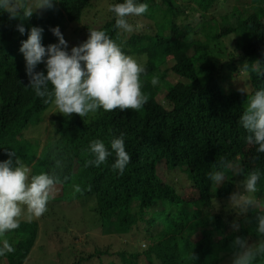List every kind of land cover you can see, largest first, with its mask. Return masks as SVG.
<instances>
[{"label": "trees", "instance_id": "16d2710c", "mask_svg": "<svg viewBox=\"0 0 264 264\" xmlns=\"http://www.w3.org/2000/svg\"><path fill=\"white\" fill-rule=\"evenodd\" d=\"M99 1L58 0L53 8L37 10L24 21V34L17 28L19 18L9 19L8 12L0 11V161L8 159L11 148L38 174L50 172L55 159L62 160L65 166L57 170L61 182L50 202L65 206L67 219L58 218L55 226L63 224L61 219L70 223L68 215L75 214L72 208L84 197L89 206L84 223L123 239L117 258L104 262L101 256L112 254V244L101 248L92 238V251L69 248L77 255L68 264H90L95 258L99 264H230L233 238L246 235L255 241V215L264 207L252 210L247 217L251 223L244 224L228 203L219 202L238 190L243 177H232L218 188L208 174L221 159L238 158L246 171L260 169L255 195L264 205V153L246 142L248 133L239 122L247 93L224 83L226 75H243L249 95L264 87V18L259 13L264 0H235L220 20L213 12L224 0H138L149 5L150 13L128 18L135 25L139 18L144 21L129 35L115 28L116 17L109 10L123 0H110L106 8L99 7ZM191 2L196 7L188 15ZM33 26L44 29L45 46L58 42L51 31L56 26L69 42V51L88 38L91 28L106 31L127 54H145L143 80L149 101L139 111L100 109L83 119L66 118L56 111L49 117L52 128L43 140L40 127L54 104L45 105L28 86L20 52ZM233 33L238 48L231 50L225 38ZM246 61L245 71L241 66ZM40 70H46L44 64L38 65ZM152 76L159 78L156 86L150 82ZM162 88L166 103L152 93ZM121 134L131 156L123 175L112 169L114 153L99 167H85L86 160L93 158L88 151L93 140H103L110 150V141ZM187 169L195 174L189 177ZM233 220L242 225L239 233L231 228ZM86 224L79 225L75 219L70 227L78 230L76 236L82 233L86 238ZM56 231L62 235L63 230L55 227L51 239ZM39 235L38 219L21 218L17 230L0 238L15 248L0 256V264H25ZM130 237L131 249L126 245ZM54 256L52 264H67L64 251ZM255 264H264V259Z\"/></svg>", "mask_w": 264, "mask_h": 264}, {"label": "clouds", "instance_id": "9594fccd", "mask_svg": "<svg viewBox=\"0 0 264 264\" xmlns=\"http://www.w3.org/2000/svg\"><path fill=\"white\" fill-rule=\"evenodd\" d=\"M56 2L58 0H37L32 5L28 0H0V11L8 12L9 19L19 18L21 23L17 28L24 34V21L31 19L37 10L53 8ZM148 9L147 3L138 0H123L109 6L116 17L115 28L126 33L134 30L128 18L142 16ZM140 27L142 25H136L137 29ZM51 31L58 38L57 43L45 46L42 42L44 29L33 26L20 47L26 61L28 86L45 105L54 104L57 112L66 118L79 115L83 119L100 109L105 112L117 109L139 111L149 101L143 80L147 74L146 67L125 53L106 31L89 28L88 38L70 51L69 42L60 27L56 26ZM40 64H44L46 70L37 71ZM241 67L246 71L249 68L247 61ZM150 82L156 86L159 78L152 76ZM237 90L241 94L247 93V106L239 121L248 133L246 142L255 145L257 153H264V87L251 95L247 85ZM88 151L93 158L86 160L85 167H99L114 153L116 159L112 169L123 175L131 161L123 134L110 141V150L103 140L96 139L90 143ZM7 155V160L0 161V238L17 230L22 217L31 222L47 212L61 182L57 170L65 166L62 160L55 159L50 172L33 174L15 150L10 148ZM261 174L258 168L246 171L238 158L221 159L213 165L208 178L213 186L219 188L232 177H243L238 190L229 196L227 206H231L237 217H243L245 224L251 223L247 217L252 210L264 207L255 195ZM63 180H68V177L64 176ZM76 191L81 189L76 187ZM255 221L257 239L253 241L250 236L236 235L230 245V264H255L258 259H264V211L257 212ZM231 228L239 233L242 225L239 220H233ZM14 251L7 239L0 241V256Z\"/></svg>", "mask_w": 264, "mask_h": 264}, {"label": "rangeland", "instance_id": "374dc122", "mask_svg": "<svg viewBox=\"0 0 264 264\" xmlns=\"http://www.w3.org/2000/svg\"><path fill=\"white\" fill-rule=\"evenodd\" d=\"M30 3L32 5H35V1H30ZM235 0H224L222 3H219L217 5L216 10L213 12V14L215 16H217L219 18V20L221 19V16L223 14L226 13L227 10L232 9V6H234ZM110 4V0H100L97 5L99 7H107ZM188 11L190 15L192 12V8L195 6L196 4L194 2L189 3L188 5ZM147 13H150V11L148 10ZM260 15L264 18V5L261 7V9L259 10ZM138 19V18H135ZM195 20V16L193 17L192 21L194 22ZM232 23L236 24L237 21L236 19H232L231 20ZM130 24L133 25V29L137 24H144L143 20H138V23L135 25L131 22H129ZM200 27H202V24H200ZM135 30V29H134ZM208 28L204 31L207 32ZM127 35H129V33H127ZM237 34L233 33L231 35H229L228 37L225 38V42L226 44L229 46V48L231 50H234L237 47L236 41H237ZM72 42V41H71ZM131 56H133L134 58H136L140 63H142L143 65L145 64V62L147 61V57L145 54H129ZM225 79L226 81L224 82L225 85L231 86V84H234V88L238 89L241 87H245L247 85L246 81H245V77L243 75H240L239 77H230L229 75H226ZM233 78V79H232ZM248 87V86H247ZM229 88V87H228ZM249 88V87H248ZM152 93H156V97L158 98L159 101L166 103L165 101V94H166V89L162 88L159 90H152ZM56 108L55 106L46 113L47 119L44 120V122L41 124V129L40 132L42 133V138L43 140L46 139V137L49 134V130L50 128H52L51 126V122L49 120V117L52 116L53 114H55L56 112ZM37 135V134H34ZM248 152V149H247ZM31 170L32 168L30 166H28ZM181 169V168H180ZM183 172V171H180ZM33 174H37V172L35 170H32ZM184 173L186 174V171L184 170ZM187 173L189 175V177L193 174H195L194 171L192 170H188L187 169ZM192 177V176H191ZM182 179V178H181ZM183 191H186V188L182 189ZM187 191L188 187H187ZM229 198V197H228ZM228 198L225 199H219L220 203H228ZM227 200V201H226ZM77 204L76 208H72V211L75 212L74 215L69 214L68 218L70 219V223L71 222H78L79 225L82 224H86L84 223L85 220V214L88 213L89 211V206H85V204L87 203V201L85 200L84 197H82ZM53 207V208H52ZM64 210V211H63ZM82 212L81 215H76L77 213ZM64 213H66L65 210V206H63L60 202L56 203L55 205L51 202H49L48 204V210L47 213H44L38 220L40 223V227H41V236L39 235V238L37 240L36 245L34 246L30 257L28 258L27 262L25 264H52L54 258H55V254L58 251H64L67 255L66 263L68 264L69 262H71L74 258V255L76 257L77 254H74L76 251L74 249H79L81 250L82 248L87 249L88 251H92L94 248V243H92L91 239L92 238H96L97 242L96 244L98 246H100L101 248H105L107 245L112 244L111 246V252L112 254H103L101 257L103 258L104 262H107L109 259H114L117 258L116 252L120 249H122V245H120V241H122L123 239H117L115 237H111L109 235H105L101 233V230L99 229L100 233L96 230V228L94 227L93 224L90 225V223L86 224L85 229L88 230L87 236L86 238L83 236L82 233H79V235L76 236V229L71 226L70 227V223L69 222H64L62 219L59 221L61 223H63L61 226H55L56 223H58V218H63L66 217L67 219V214L63 215ZM64 216V217H63ZM23 218V217H22ZM75 218V219H74ZM95 223V222H94ZM59 227L61 228L62 231V237L59 236V234L57 233V231L54 234V239L52 238V232H54L55 227ZM54 227V228H53ZM95 228V229H94ZM53 229V231H52ZM52 231V232H51ZM45 236H44V235ZM64 236V237H63ZM61 237V238H60ZM84 237V238H83ZM61 239H63L62 241H60ZM131 237L129 238V242L128 244H126L129 248L131 249L130 243H131ZM95 240V241H96ZM140 239H138L137 241H139ZM145 241L143 243H141V246L144 248L145 247ZM84 244L86 245L84 247ZM70 247L74 248L69 249ZM125 248V246H124ZM120 260V259H118ZM58 261V260H57ZM122 263V262H120ZM119 263V264H120ZM3 264V261L2 263ZM90 264H99L98 263V258H95V260H93ZM123 264V263H122Z\"/></svg>", "mask_w": 264, "mask_h": 264}]
</instances>
